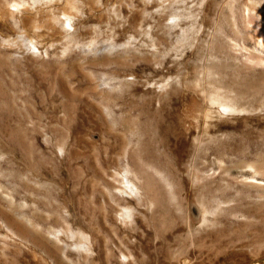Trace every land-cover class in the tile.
Returning a JSON list of instances; mask_svg holds the SVG:
<instances>
[{
    "label": "rangeland",
    "instance_id": "rangeland-1",
    "mask_svg": "<svg viewBox=\"0 0 264 264\" xmlns=\"http://www.w3.org/2000/svg\"><path fill=\"white\" fill-rule=\"evenodd\" d=\"M17 1L24 7H12L10 24L0 21V65L18 74L35 70L37 76L48 67L57 70L74 95L101 102L99 109L112 126L101 123L98 111L71 107L67 149L77 157L71 167H78L82 178L74 182L67 160L53 181L50 141L53 129L61 131L62 125L51 102L59 100L58 89L44 101L40 95L29 100L25 93L0 89V264H34L33 258L54 264L13 222L42 228L34 213L47 216L50 197L62 192L70 228L60 239L69 257L78 256L73 250L83 243L78 199L87 216L95 217L101 207L99 196L85 187L92 176L85 161L90 153L101 158L102 148L115 144L119 135L139 139V145L133 142L135 151L155 169L176 170L180 180L192 160L214 171L208 177L215 240L204 264H264L249 250L226 249L227 241L240 243L250 239V231L264 229V190L237 183L253 174L264 180V0ZM28 16L33 21L24 25ZM41 17L48 19L45 24ZM32 80L40 85L39 78ZM149 98L155 106L144 102ZM130 100H138V106L127 105ZM194 102L198 119L188 133L185 115ZM115 151L112 147L108 154ZM126 166L123 162L122 173L129 171ZM200 185L198 175L192 189ZM195 195L194 214L201 210ZM47 224V231L61 230ZM180 241L156 264L173 262L179 256L175 251L184 253Z\"/></svg>",
    "mask_w": 264,
    "mask_h": 264
},
{
    "label": "bare ground",
    "instance_id": "bare-ground-1",
    "mask_svg": "<svg viewBox=\"0 0 264 264\" xmlns=\"http://www.w3.org/2000/svg\"><path fill=\"white\" fill-rule=\"evenodd\" d=\"M13 6L24 7L17 0H0V21L7 25L10 24V18L15 15L12 11ZM46 19L41 17L39 22L45 24L48 20ZM22 21L24 25H27L33 21V18L28 16L22 18ZM15 69L14 71L9 70V68L5 69L0 65V82L4 83H0V89L3 92L9 91V89L19 91L25 93L29 100L34 95H40V99L44 101L45 97L50 98L54 87L58 89L59 100L53 102L52 99L51 108L54 116L61 114L62 129L61 131L53 129L54 138L50 141L49 149V162L52 167L48 172L52 176L51 179L55 181V175L60 172L63 163H66L65 166L67 165L68 160L67 168L74 178V182H76V178L81 180L82 172L76 171L78 167L75 170L71 167V162L77 157L71 155L69 153L71 151L67 149V118L72 110L77 112L78 110L91 109L99 112L101 123L111 127L112 125L109 124L106 116L99 109L101 102L74 95L57 70L48 67V70L37 76L38 73L35 70H26L21 73L17 68L18 74ZM6 71L10 76L8 82H4ZM32 76L39 78L40 85L38 87L36 81L33 83ZM15 79H20L21 83L16 82V84ZM144 100L149 107L155 106V99ZM136 102L130 100L126 103L135 107L136 104L134 103ZM157 102L163 104L160 97L157 98ZM143 104L145 105V103ZM198 106L194 102L185 115L190 126L188 133H190L195 119H198L195 116ZM115 137V144L108 143L107 146L101 147L103 149L101 158L96 160L90 153L85 161V169L92 175L90 180L85 183V187L88 192H94L99 196L101 207L95 217L87 216L82 210V198L78 199L81 212V220L78 221L82 228L80 234L83 243L73 249L77 250L78 256L76 258L67 255L66 251L69 249L60 239L61 232L65 233L67 228H70L68 223L70 216L66 213L64 205L68 198L63 192L62 194H52L47 216L35 213L33 215L36 222L43 226L49 223L52 227H60L61 230L51 229V231H47L43 226L34 229L29 224L16 219L13 222L14 225L18 227L21 233L31 236L43 252L51 257L54 264H156L158 257L172 255L175 249L174 241L177 239H180V242L184 244V253L175 251L179 256L169 264H204L207 262L213 255L215 240L213 232L215 202L212 197L213 182L208 177V175L215 174L214 171H208L209 167L204 163L195 166L194 160H192L186 171L187 176L180 180V173H177L176 170L172 171L159 165H156L157 169H155L150 165L153 162H146L144 153L136 152L135 147H132L133 142L135 145H139V139L133 141L132 138H126L123 135ZM111 146L116 150L114 156L108 154ZM123 162L127 164L125 168L128 167L129 170L126 173H122ZM108 164L111 167H108ZM159 169L165 171L166 177L161 175ZM219 169L217 168V170ZM198 175L202 185L193 190V179ZM239 178L241 179H237V183L249 188L264 190V180L259 179L255 174L249 177L240 176ZM194 192L196 193L195 200L201 206V210L199 209L200 211H197L196 214H194L195 206L193 205L195 202L193 199ZM69 200L77 202V199L71 198ZM246 228L247 225L244 229L247 230ZM66 232L68 234V231ZM262 232L264 233V229L250 231V239L240 243L235 242L233 244V240L227 241L226 249L249 250L253 259L264 260V234ZM70 234L73 233L70 232ZM155 238L158 239V243L156 242L154 247ZM92 250H96V255ZM198 259L200 262L196 263ZM33 263L46 264V262L34 258Z\"/></svg>",
    "mask_w": 264,
    "mask_h": 264
}]
</instances>
